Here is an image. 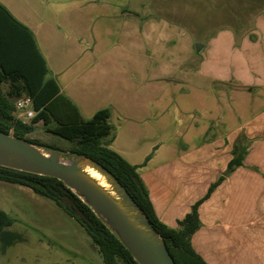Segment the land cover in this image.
Returning a JSON list of instances; mask_svg holds the SVG:
<instances>
[{"label":"crops","instance_id":"crops-1","mask_svg":"<svg viewBox=\"0 0 264 264\" xmlns=\"http://www.w3.org/2000/svg\"><path fill=\"white\" fill-rule=\"evenodd\" d=\"M154 1L0 3L32 32L49 77L83 118L111 109L109 146L137 167L161 222L178 228L200 202V227L191 237L197 253L209 264H264V21L255 23L249 72L237 74L249 89L228 94L210 88L222 75L209 72L206 55L191 66L190 37L174 34L179 41L161 55L157 42L144 39L143 10H172ZM165 56L173 86L160 84L159 68L149 64ZM169 111L179 113L175 122ZM237 145L246 149L243 164L208 195Z\"/></svg>","mask_w":264,"mask_h":264},{"label":"trees","instance_id":"trees-1","mask_svg":"<svg viewBox=\"0 0 264 264\" xmlns=\"http://www.w3.org/2000/svg\"><path fill=\"white\" fill-rule=\"evenodd\" d=\"M49 72L32 32L0 3V130L34 144L59 149L65 154L79 153L95 159L118 178L147 214L176 264H209L191 243L193 233L200 227V202L179 222L178 228H170L161 222L137 167L109 146L108 137L113 131L111 109H100L91 118H83L75 105L60 93L56 80L49 77ZM22 96L32 98L37 112L30 123H23L13 115L14 102ZM38 121H42L48 131L69 141L70 149L63 150L28 137ZM245 154L244 147H234L226 172L213 183L208 195L227 174L243 164ZM0 181L27 186L38 195L52 200L84 228L104 264H139L93 210L62 181L2 166ZM14 222L15 218L0 207V253L5 229Z\"/></svg>","mask_w":264,"mask_h":264},{"label":"rangeland","instance_id":"rangeland-1","mask_svg":"<svg viewBox=\"0 0 264 264\" xmlns=\"http://www.w3.org/2000/svg\"><path fill=\"white\" fill-rule=\"evenodd\" d=\"M154 2L172 10L156 11L146 7L141 11L144 15L140 12L138 26L144 28L145 40L158 43L160 55L166 53V49H174L179 41L177 38L173 41L174 34L181 35V39L185 35L186 39L191 38L192 55L196 57L191 66H198L206 55L209 72L223 76H213L209 80L211 89H222L228 94L234 89L235 92L249 89L248 82L238 81L237 74L240 68L246 73L251 68L252 50L255 51L252 46L257 39L255 23L256 20L264 21V0ZM197 44L202 45L199 51ZM170 62L168 56L149 62L159 68V82L166 86L177 84L173 75L168 74ZM180 84L186 89L185 83ZM165 114L174 121L179 113L169 111ZM28 137L63 150L71 147L69 141L48 131L43 123L36 124ZM0 207L15 218L3 235L0 264H104L84 228L52 200L31 188L0 181Z\"/></svg>","mask_w":264,"mask_h":264},{"label":"water","instance_id":"water-1","mask_svg":"<svg viewBox=\"0 0 264 264\" xmlns=\"http://www.w3.org/2000/svg\"><path fill=\"white\" fill-rule=\"evenodd\" d=\"M201 44L196 45L199 51ZM0 166L62 181L139 264H176L162 235L118 178L85 154H65L0 130Z\"/></svg>","mask_w":264,"mask_h":264},{"label":"built area","instance_id":"built-area-1","mask_svg":"<svg viewBox=\"0 0 264 264\" xmlns=\"http://www.w3.org/2000/svg\"><path fill=\"white\" fill-rule=\"evenodd\" d=\"M36 114L37 112L30 96H22L14 102L13 115L23 123H30Z\"/></svg>","mask_w":264,"mask_h":264}]
</instances>
